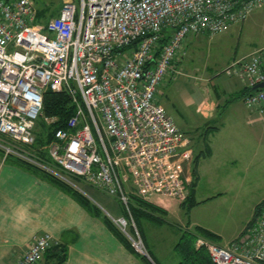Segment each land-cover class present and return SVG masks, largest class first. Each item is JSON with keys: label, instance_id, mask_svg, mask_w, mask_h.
<instances>
[{"label": "built area", "instance_id": "2783aa9c", "mask_svg": "<svg viewBox=\"0 0 264 264\" xmlns=\"http://www.w3.org/2000/svg\"><path fill=\"white\" fill-rule=\"evenodd\" d=\"M261 5L264 0H62L57 14L38 23L32 0H0V167L14 157L83 194L81 184L116 195L129 217L110 219L147 257L128 197L184 201L183 167L193 155L190 136L156 98L158 85L189 34L220 32ZM226 72L244 84V105L262 112L264 44ZM48 89L67 92L75 111L35 149L37 120H54L42 114ZM57 243L42 233L14 264H37ZM194 243L205 246L214 264L264 262V199L231 241L198 236Z\"/></svg>", "mask_w": 264, "mask_h": 264}, {"label": "rangeland", "instance_id": "374dc122", "mask_svg": "<svg viewBox=\"0 0 264 264\" xmlns=\"http://www.w3.org/2000/svg\"><path fill=\"white\" fill-rule=\"evenodd\" d=\"M32 2L36 10L44 11V19H47L57 11L62 0ZM75 3L78 5V0H75ZM263 44L264 5L253 9L243 21L232 23L220 32L189 34L181 51L172 61L171 69L158 85L156 98L173 117L177 126L188 130L187 132L193 130L195 138L196 133L200 132V127L205 128L211 124L203 125L210 116L208 107L211 105L214 108L213 104L220 101L217 96L220 95L221 87L229 81L230 76L226 69L232 60ZM42 120H37L36 129L40 128ZM194 138L191 143L193 152ZM243 145L240 161L234 166L223 156L204 161L201 159L200 176L194 188V200L197 203L187 213V206L181 205L178 200L160 195L150 198L152 202L171 211V216L166 218L168 223H151L146 220L139 223L141 239L152 250L157 264H174L178 260V255L173 252L171 245L177 241V235L180 234L177 228L179 221L194 222L215 232L219 235L212 239L216 243L232 240L252 218L256 205L264 198V166L244 171L248 148ZM81 185L92 199L102 193V199H116L123 209L124 205L116 195H110L88 184Z\"/></svg>", "mask_w": 264, "mask_h": 264}, {"label": "crops", "instance_id": "0c3cea01", "mask_svg": "<svg viewBox=\"0 0 264 264\" xmlns=\"http://www.w3.org/2000/svg\"><path fill=\"white\" fill-rule=\"evenodd\" d=\"M229 76L226 86L219 90L217 100L220 101L213 104L214 108L211 105L208 107L210 116L203 125L211 124L205 128L199 126L200 132L196 133L195 138L193 130H183L190 136L191 143L195 139L194 152L193 144L191 145L192 160L184 163L183 167L185 185L188 187L193 181L196 186L201 159L204 161L223 156L234 166L240 161L243 144L248 148L244 171L264 166V109L262 112L248 109L242 101L244 84L237 75ZM173 121L177 125L174 119ZM206 147L208 155L200 156L195 163L194 180V155L204 151ZM85 192L89 200L109 218L124 216L116 199H102V193L96 192V197L93 196L92 199L88 191ZM149 202L163 208L165 218L171 216V211L165 206L151 200ZM166 221L168 222L167 219ZM177 226L181 231L192 230L194 226L200 225L179 221ZM45 232L58 242L67 244V257L61 264H148L128 249L100 217L91 214L71 195L36 174L5 162L0 167V264H14L34 238ZM178 236L179 234L177 239ZM175 243L176 241L171 245L174 253ZM144 246L157 261L145 242ZM148 257L150 263L156 264L149 254ZM37 264H45L44 256Z\"/></svg>", "mask_w": 264, "mask_h": 264}, {"label": "trees", "instance_id": "16d2710c", "mask_svg": "<svg viewBox=\"0 0 264 264\" xmlns=\"http://www.w3.org/2000/svg\"><path fill=\"white\" fill-rule=\"evenodd\" d=\"M58 10L59 8L53 15L57 14ZM44 16H45L44 11L38 9L36 14L37 22L45 23L48 18L44 19ZM74 111H75V104L67 92L52 91L49 89L46 90L43 95L42 114L47 117H52L54 118V120L48 124L42 120L40 124V128L38 129H36L37 126H35L34 148L37 149L47 144L52 139L53 132L55 129L65 128L67 120L74 114ZM208 151H209L208 147H206L204 151H201L200 153L194 155V159H193L194 166L192 167L194 180L196 177L195 163L197 162L200 156H207ZM40 153L42 155H45V151H41ZM6 162L14 164L22 169H25L31 173L36 174L37 176L51 182L52 184L56 185L64 192L71 195L82 206H84L91 214L100 217L107 225V227L110 230H112V232L123 242V244L128 249L139 255L141 259H143L148 264H152L147 260V257L145 255L138 253L133 248L128 238L116 227V225L112 222V220L100 210L98 206H96L94 203H92L89 200V198L85 194L79 192L77 189L73 188L72 186L67 185L64 182L58 180L49 173L45 172L44 170L30 163H27L21 159L9 157L6 159ZM194 186H195V182L193 181L188 187L187 198L184 201L180 202L181 205L187 206L185 211L186 213L194 204L197 203V201L194 200L193 197ZM259 203L256 205L255 209L258 207ZM128 210L132 220L134 221L135 228L139 233V235H140L139 223L141 220H146L151 223H159V224H161L162 222L168 223L164 216L165 210L163 208L158 207L153 203H150L149 201H145L133 194H130L128 197ZM123 213H124V217L127 218L129 217L128 211L125 208V206H123ZM199 235L206 237L210 240L216 239L218 237V235H216L215 233L200 226H194L192 230H181L178 239L174 245V251L178 255V260L174 264H214L205 246H195L194 243L195 239ZM147 252L150 255V257L155 261V258L152 256V254L149 251ZM66 257H67V244L61 242L54 244L44 253L45 264H61L66 260ZM155 263L157 264L156 261ZM257 264H264V262H260Z\"/></svg>", "mask_w": 264, "mask_h": 264}, {"label": "water", "instance_id": "95a60500", "mask_svg": "<svg viewBox=\"0 0 264 264\" xmlns=\"http://www.w3.org/2000/svg\"><path fill=\"white\" fill-rule=\"evenodd\" d=\"M259 86H263V83H261ZM147 258H149V257L147 256Z\"/></svg>", "mask_w": 264, "mask_h": 264}]
</instances>
